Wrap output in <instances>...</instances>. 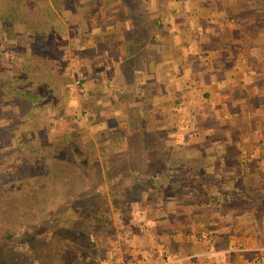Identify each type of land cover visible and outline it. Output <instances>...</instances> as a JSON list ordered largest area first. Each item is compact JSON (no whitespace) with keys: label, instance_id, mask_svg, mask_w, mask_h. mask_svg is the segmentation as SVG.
Here are the masks:
<instances>
[{"label":"rangeland","instance_id":"1","mask_svg":"<svg viewBox=\"0 0 264 264\" xmlns=\"http://www.w3.org/2000/svg\"><path fill=\"white\" fill-rule=\"evenodd\" d=\"M8 2L0 0V13ZM167 2L29 0L26 30L0 21V79L21 71L19 52L36 40L37 54L59 60L29 119L13 120L0 106V156L9 157L0 164V241L12 245L7 254L0 246V264H146L142 251L157 252V240L145 244L140 227L166 221L168 231L180 215L210 227L214 219H264V177L209 170L219 164L194 140L202 121L177 128L167 94L159 98L166 113L148 111L153 99L136 70L149 11ZM117 24L135 45L111 74L100 61L106 28ZM189 116L180 113V124ZM27 223L33 232L14 247Z\"/></svg>","mask_w":264,"mask_h":264},{"label":"crops","instance_id":"2","mask_svg":"<svg viewBox=\"0 0 264 264\" xmlns=\"http://www.w3.org/2000/svg\"><path fill=\"white\" fill-rule=\"evenodd\" d=\"M149 12L135 76L153 99L148 111L166 113L159 98L167 94L177 128L202 121L203 134L187 137L218 162L209 170L264 177V0H168ZM126 28H106L109 42L100 65L107 63L111 74L135 45ZM184 111L190 116L180 124ZM262 220L214 219L210 227L212 220L180 215L168 221V231L162 228L166 221L140 227L145 244L157 240V252L145 248L142 256L146 264H264Z\"/></svg>","mask_w":264,"mask_h":264},{"label":"trees","instance_id":"3","mask_svg":"<svg viewBox=\"0 0 264 264\" xmlns=\"http://www.w3.org/2000/svg\"><path fill=\"white\" fill-rule=\"evenodd\" d=\"M28 1L29 0H9L8 5L10 7L3 9L4 11L0 13V21L11 24L10 20H14V24L18 23L22 25L23 30H26L27 23L26 17L23 16V10L30 11L33 8L31 4H27ZM26 38L34 39L30 34H28ZM36 42H40V40H36ZM36 42H34V44H36ZM34 44L31 48L30 45H27L24 51L19 52V56L22 60L21 71L14 72L13 75H7L0 79V106H7V109L2 112H10L13 120L14 117H16L18 120L26 121L30 118L31 114H35V111L39 108L38 104L42 102V90L44 86H47L51 80L53 81L56 79V76L52 77L51 74H54L52 72V67L59 66L58 58L54 59L56 57L53 55L51 57L48 53L37 54L41 48L34 50ZM3 118H5V116L0 115V120H3ZM19 141H23V139L20 138ZM2 156H0V164L5 165V163L7 164L6 158L9 157ZM21 216L22 219H27V216L32 217L33 214L28 215L24 212ZM30 217L28 218L30 219ZM25 223L26 221L24 224ZM34 227L32 223L28 224L22 236L19 239H14V247H16L18 242L24 241L25 238L33 232ZM0 246L2 247V252L6 254L8 250L12 248V245L5 241H0ZM14 254H16L15 249Z\"/></svg>","mask_w":264,"mask_h":264}]
</instances>
